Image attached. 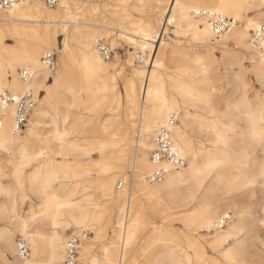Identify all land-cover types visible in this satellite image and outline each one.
I'll use <instances>...</instances> for the list:
<instances>
[{
    "label": "bare ground",
    "instance_id": "obj_1",
    "mask_svg": "<svg viewBox=\"0 0 264 264\" xmlns=\"http://www.w3.org/2000/svg\"><path fill=\"white\" fill-rule=\"evenodd\" d=\"M138 1L148 4L154 1L158 6L166 3L165 0ZM176 1L179 5L186 6L179 9L175 18L169 16L170 19L168 17L166 22L171 24L175 22L177 29L191 31L196 40L202 41H211L215 33L208 22L199 25L197 18L200 11L197 9L199 4L235 20L241 19L242 9L249 5L254 15L242 21V28L235 30L232 37L225 36L222 39L230 37L228 41L232 39L244 51L259 57L260 63L253 64L250 71L264 85V60L249 42V31L257 28L264 20V0H249L247 4L243 0ZM189 8L195 10L191 11ZM67 10V0H60L55 10L45 8L34 0H22L15 8L0 12L3 14L0 17V153L9 154L12 150H18L19 155L29 157L24 161L25 165L39 162L38 169L28 176V191L41 203L38 212H32L31 215L23 218L18 214L16 190L0 188V194L3 193L6 197V201L0 202V223H2L0 246L6 251L0 250V264H62L67 243L64 237L69 226L74 227L75 231H81L99 223L98 213H93L96 211V205L90 197H87L88 195L78 201L73 199V193L68 194L64 189H57L58 182L62 178H69V172L67 169L57 168L56 156L66 157L76 153V163H79V158L89 156L92 152L88 143H81L78 140L76 143L69 142L67 134L60 133L54 135L52 141L46 142L49 146L53 145L50 150H40L27 156L25 152L29 150L32 139L37 134L38 118L42 113L48 114V111L34 110L31 118L34 117L35 120L29 118L31 120L26 135H16L15 105L4 104L1 96L5 89L9 90L14 100L28 91L35 92L40 89L50 73L55 71V87L51 89L50 96L56 94V89L64 90L61 94L67 100L70 99L71 103L75 102L78 107L81 105V99L74 88L77 81L75 82L71 75L73 65H76V70L83 68L89 75L87 83L99 81L102 86L98 91L102 93L107 89L109 81L117 74L118 68H121L119 64L104 62L95 47L101 37L110 35V30L118 31L120 36L128 37L129 45L138 46L140 50L135 54V59L138 55L144 56L146 51H149L150 55L144 66L132 69L131 77L124 84L128 104L138 107L141 111L138 138L135 141L136 153L138 150L141 151V157H137L136 154V165L128 192L119 193L110 187L114 185L115 175H120L127 164L128 150H130L127 145L128 140L123 142L124 144L109 142L101 145L104 148H113L111 169L117 172H112L111 176L98 177L96 180L89 179L87 182L88 186L96 185L100 193L110 199L111 205L119 204L117 228L111 246L105 247L104 260L107 264H124L128 251L140 241L142 246L148 245L155 236L153 231H148L149 224L159 206L165 208V212L172 208L180 210L193 206L194 215H189L185 221L194 225V232L206 230L211 236L209 244L213 250L219 251V248L225 247V244L229 245L232 241L233 244L224 250L223 256L233 258L235 264H244L241 240L247 232V227L243 218L255 213L256 206L241 207L235 202L214 208L213 204L223 200L224 197L218 195L221 188L228 192L234 189H247L254 187L258 179H261L264 188V95L255 93L253 100L248 98L249 82L245 72L240 70L235 74V81L241 93L240 99L233 106V110L226 104V112L221 116L217 115L214 108V85L219 80L212 71L213 63L210 55H197L191 62L179 61L175 69L176 77L167 82L163 75L165 58L162 55L159 58L160 47L165 41L164 34L160 32L155 34L153 22L142 23L132 20L128 22L131 18L125 14H109L110 18L104 15V17L100 16V19L81 21L77 16H70ZM96 10L98 9H95V12ZM163 11L164 9L161 13ZM58 33L64 36L59 50V65L56 63L54 70H49L43 58L52 52V47L56 46ZM9 34L16 36L18 43L21 42L22 34H31L32 44L21 54L19 50H16L17 53H10L2 42V39ZM71 39L76 41V50L70 45ZM114 43L115 40L111 45ZM9 53L15 54L12 60L6 58ZM157 55L158 61H156ZM128 63L134 64L132 56ZM236 64L240 63L236 61ZM19 69L29 71L32 79L23 82L18 74ZM79 82H82L81 78ZM89 101L92 102L90 110H93L95 106L105 101V97L89 96ZM172 113H177L180 117V124L171 128L172 139L180 154L188 161V167L175 170L165 165L168 173L163 183L150 184L147 178L157 167L149 158L153 139L160 128L168 127ZM207 115L213 116V119L206 117ZM229 115L243 122L239 134L241 138L238 141L240 147L232 144L235 138L228 135V129L221 121V118ZM80 128L81 125L76 123V129ZM109 129L107 125L103 127V131ZM204 131L209 132L213 137L211 143L216 146L213 150L196 148L193 145L192 135ZM256 149H260L262 153L261 167L256 176H249L245 170L250 162L249 157L259 151ZM202 151L205 154V161L200 163ZM229 170L238 172L236 176L238 183L235 188H229L231 179L228 175ZM14 178L20 184L23 170H16ZM207 179L208 184L204 187ZM200 193H203V201L200 205H196ZM119 196L122 197V201ZM261 212L264 215V203L261 205ZM225 218L230 220L227 228L222 227ZM36 221L49 222L52 233L46 235L38 229L30 231ZM15 232L21 234L22 240L26 241L30 248L27 258H21L19 255V242H16ZM165 241L169 242L170 239H160L162 247L166 248L165 252L159 257L152 255L156 263H190L184 254L169 248ZM85 246L87 245L81 246L79 263L95 264V261L88 257L89 249ZM9 254L14 258L13 263L8 258Z\"/></svg>",
    "mask_w": 264,
    "mask_h": 264
},
{
    "label": "rangeland",
    "instance_id": "obj_2",
    "mask_svg": "<svg viewBox=\"0 0 264 264\" xmlns=\"http://www.w3.org/2000/svg\"><path fill=\"white\" fill-rule=\"evenodd\" d=\"M175 1L165 0V5L158 6L154 1L148 4L138 0H67V13L70 16H77L81 21H88L94 18L100 19V16L104 17V15L110 18L108 16L109 14H125L131 18L128 22L130 20L142 23L153 22L155 25V34L159 32L164 34L163 40L165 41H163L160 47L159 58L161 55L165 58L166 66L163 75L167 82H170L171 78L176 77L175 69L179 61L184 60L191 62L197 55H210L213 63L212 71L215 76H218L219 80V82L214 85V108L217 111V115L221 116L226 112V104L230 105V108L233 110V106L240 99L241 93L235 81V74L239 73L240 70L245 72L249 82L248 98L253 100L255 93L264 95V85L250 71L253 64L260 63L259 57L255 52L258 54L261 53L256 50L254 52L255 55H252L244 51V49L235 44L232 39L228 41L230 37L222 39L223 37L218 38L215 35L214 39L211 41L196 40L191 31L177 29L175 22H172V24L170 22L167 23L166 20L169 16L175 18L179 9L186 6L179 5V2L176 1V7L174 9ZM243 1L246 2V4L249 3V0ZM44 7L48 8L46 6ZM48 9L55 10V8ZM95 9L98 10L95 12ZM152 9H154L155 12ZM162 9H164V11L161 13ZM189 9L191 11L195 10V8ZM197 9L210 11V9H207L201 4L198 5ZM240 14L241 19L236 20L238 22V27L235 30L242 28L243 23L241 22L253 16L254 11L249 9L248 5L242 9ZM2 15L3 14H0V17ZM204 22L205 20L198 19L199 25ZM263 23L264 20L261 24ZM251 30L249 31V37ZM234 31L228 36H231ZM31 37V34H22V36H20L21 42L18 43L17 37L13 34H9L2 39V42L5 43L10 53H17L16 50H19L21 54L25 51L26 47L32 44ZM128 39V37L120 36L118 31L113 30H110V35L100 38V40L105 42L112 51L110 60H104V62L119 64L118 66L121 67L118 68L117 74L109 81L107 89L102 93L98 91V88L102 86L99 81L94 83L88 81L87 83L86 80L89 75L85 70L83 68L76 70V65L71 67V75L74 81H77L74 84V88L81 99V105L78 107H76L75 102L71 103L70 99L67 100V98L61 94L64 90L60 91V89H56V94L50 96L51 89L55 87L54 80L56 77L54 76L55 71L50 73V76L42 83L40 89L34 92L37 96V104L34 110L44 109L48 111V114H40L36 137L32 139L29 150L25 152L28 156L40 150H50L53 145L49 146L46 142L52 141L54 135L60 133H66L69 142L76 143V140H78L81 143H88L89 149H92L89 156L78 159L79 163H76V153L66 157L56 156L55 163L59 170L67 169L69 172V178H62L58 182L59 187H57V189H64L68 191L66 192L68 194L73 193V199L78 201L84 199L85 196L88 195L87 197H90L94 205H96V211L93 213H98L99 215L100 220L98 225L82 229L81 231H75L74 227L69 226L67 234L64 237L65 242H67L70 236H81L82 233L86 232L89 237L82 245H87L85 247L89 249L88 257H90L92 261L94 260L95 264H107L104 260L105 247L111 246L114 232L117 228V218L119 214V204L111 205L110 199L102 195L96 185H87L89 179L96 180L98 177L111 176L112 172H117V170L111 169L113 160L111 154L113 148H104L101 145L109 142L119 144L128 140L127 145H129L130 150H128L127 164L123 167V172L120 175L116 173L114 185L110 186L119 193L128 192L136 165L135 159L138 156L139 158L141 157V151L138 150L136 153L135 148V141L138 138V128L140 126L141 111L138 107L128 104L125 96L124 84L131 77L133 68L144 66L145 63L148 62L150 52L146 51L144 56L141 54L145 62L142 64L139 63L134 57L140 49H138L136 45H129ZM63 40L64 36L58 33L56 46L52 47V52L56 55L55 67L56 63L59 65V50L62 47ZM113 40H115V43L111 45ZM70 45L76 50L75 40L71 39ZM10 53L7 54L6 58L12 60L15 54ZM131 56L134 59V64L132 65L128 63ZM230 57H232V59ZM156 61H158V55ZM236 61L240 64H236ZM21 71L24 70L19 69V75ZM79 78H81V83L79 82ZM4 91L9 92L7 89ZM171 93L172 92H170V94ZM100 95L105 97V101L95 106L93 110H90L92 102L89 101V96ZM217 115H214L215 118H218ZM31 117L32 116H30V118ZM206 117L213 119V116L210 115ZM33 118H31L32 121L35 120ZM30 120H28L26 130L22 133L24 136L29 129ZM221 121L228 129V135L231 137L234 136L235 138L232 144L240 147L238 141L241 138L239 134L242 131L243 122L239 121V119L235 118L233 115L221 118ZM76 123L81 125L80 129H76ZM179 124L180 117L176 125L178 126ZM105 125L110 128L108 131H103ZM211 140H213L212 135L206 131L192 135L193 145L196 148L213 150L216 146L211 143ZM256 150L259 151L255 152L252 157H249L250 162L245 170L246 174L249 176H256L261 167L262 153L260 149ZM28 158L29 157L19 155L18 150H12L9 154L0 153V188L16 190L18 214L23 218L31 215L32 212H38L41 204L39 199L28 191V176L38 169L39 162L25 165L24 161ZM199 160L200 163L205 161V154H203V151ZM185 167H188V161ZM18 169L23 170V178L20 184H18L14 178V172ZM222 170L224 171V169ZM228 175H230L229 178H231L228 184L229 188H235L238 183L236 179L238 172L229 170ZM208 181V179L205 180L204 187H206ZM119 183L124 184L123 190L118 189ZM263 190L261 179H258L254 187L247 189H234L228 192L221 188L218 195L224 198L213 204L214 208L220 205H231L235 202L236 204H240L241 207L256 206L255 213L250 214V217L246 215L243 218V222L247 227V232L241 240L244 264H264V215L261 212V205L264 203ZM202 196L203 193H200L196 205L201 204L203 201ZM119 198L120 201H122V197L119 196ZM4 201H6V197L2 193L0 194V202ZM165 210V208L159 206L158 209H156V214L151 218L148 231H153L155 235L153 240L148 245L143 246L140 241L138 245L130 249L124 264H158L152 255L155 254L156 257H159L165 252L166 248L162 247V242H160L162 238L170 239L169 242L165 241V243H168L167 246L173 248L179 254H184L185 257L189 259V264H235L233 258L223 256L224 250L228 249L230 245L233 244L232 241H230L229 245L225 244V247L219 248V251L213 250L209 244L211 240L210 234L204 229L194 232V225L188 224L185 221L186 217L194 215L193 206L185 209L180 208V210L173 208L166 212ZM228 222L224 228H227ZM1 226L2 223H0V228ZM37 229L46 235L52 233V227L47 221H36L30 228V231H36ZM15 239L16 242L22 239L19 232H15ZM0 250L6 252L1 246ZM8 258L12 263L14 262L12 255L9 254ZM79 258H81L80 252ZM78 264L80 263L78 262Z\"/></svg>",
    "mask_w": 264,
    "mask_h": 264
},
{
    "label": "built area",
    "instance_id": "obj_3",
    "mask_svg": "<svg viewBox=\"0 0 264 264\" xmlns=\"http://www.w3.org/2000/svg\"><path fill=\"white\" fill-rule=\"evenodd\" d=\"M38 3L43 4L48 8H56L60 0H34ZM22 0H0V12H6L17 5ZM197 18L205 20L211 26L215 35L225 37L230 35L237 27L238 22L231 18L219 15L214 11L200 10L197 14ZM250 44L255 47L262 55L264 60V23L260 24L257 28L252 29L249 37ZM96 49L100 56L105 60L109 61L112 57V51L110 47L103 41L96 43ZM137 60L142 63L144 58L142 55H138ZM43 62L47 69L54 70L56 55L54 52L48 53L44 56ZM20 77L23 82H29L32 79V74L27 71H21ZM40 95V94H39ZM3 103H14L15 105V121H14V133L16 135H22L28 126V120L33 113L36 104L37 96L33 91H28L21 95L17 100H14L9 92L5 91L1 96ZM264 114V111H263ZM179 122V114L172 113L169 118L168 127L160 128L154 136L153 148L150 152V161L152 164L157 166L150 176L147 178L150 184H161L166 178L168 169L165 165L171 166L172 169L179 170L184 168L187 164L186 159L180 154L178 149L175 147L171 128ZM1 126V122H0ZM124 184L119 183L118 189H123ZM229 221L225 218L222 227ZM86 232L82 233L81 236H70L66 243L65 257L62 264H78L79 252L82 243L88 239ZM18 251L21 258H27L30 254V248L26 241L20 240L18 243Z\"/></svg>",
    "mask_w": 264,
    "mask_h": 264
}]
</instances>
